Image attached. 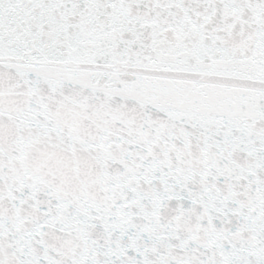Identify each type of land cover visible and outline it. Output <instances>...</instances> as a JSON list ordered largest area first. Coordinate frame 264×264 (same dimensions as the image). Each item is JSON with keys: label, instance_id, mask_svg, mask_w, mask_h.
<instances>
[{"label": "snow or ice", "instance_id": "1", "mask_svg": "<svg viewBox=\"0 0 264 264\" xmlns=\"http://www.w3.org/2000/svg\"><path fill=\"white\" fill-rule=\"evenodd\" d=\"M0 264H264V0H0Z\"/></svg>", "mask_w": 264, "mask_h": 264}]
</instances>
